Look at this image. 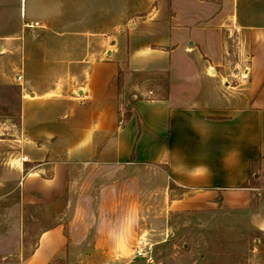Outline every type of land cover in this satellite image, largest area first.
I'll use <instances>...</instances> for the list:
<instances>
[{
    "label": "crops",
    "instance_id": "1",
    "mask_svg": "<svg viewBox=\"0 0 264 264\" xmlns=\"http://www.w3.org/2000/svg\"><path fill=\"white\" fill-rule=\"evenodd\" d=\"M237 3L229 0L232 21ZM215 6V0H20L14 11L21 23L0 29V65L12 53L27 65L19 98L24 203L55 207L83 171L138 166L163 168L169 183L185 190L226 194L232 205L245 195L249 203L251 190L259 188L250 177L264 175V25L246 26L250 64L243 98L223 102L205 84L203 60L217 41L192 33L217 35L221 24L208 14ZM35 21L40 26L26 27ZM175 53L180 65L196 62L208 101H176L175 95L191 92L176 90L174 79L161 96L143 78L171 72ZM103 189L92 217L119 220L118 213L104 212ZM86 215L82 208L69 222L60 218L41 230L28 256L0 264L83 262L77 254L86 250L70 229H85Z\"/></svg>",
    "mask_w": 264,
    "mask_h": 264
},
{
    "label": "rangeland",
    "instance_id": "2",
    "mask_svg": "<svg viewBox=\"0 0 264 264\" xmlns=\"http://www.w3.org/2000/svg\"><path fill=\"white\" fill-rule=\"evenodd\" d=\"M12 1L0 0V29L5 24L16 26L22 21L21 14L14 11L20 0L11 4ZM215 2L214 11L208 14L213 13L214 23L221 24L217 35L210 29L191 32L206 41H217L208 46L203 60L205 84L213 91L212 96L223 102L240 103L248 84L250 64L246 26L264 25V0H238L235 21L229 19V0ZM188 4L192 5L190 1ZM244 21L251 24H242ZM177 54L173 55L171 72H152L143 78L151 86L156 85L161 96L168 93L174 79L176 90L191 92L187 98L175 95L176 101L197 97L208 101L200 93L203 82L200 68L196 62L183 61L180 65ZM12 55L0 65V262L17 263L28 256L42 229L60 218L69 222L83 208L89 218L84 223L85 229L76 226L70 229L72 239L86 250L77 254L76 261L83 259L78 264H264V175L261 174L250 177L249 184L259 188L251 190L247 205L245 195L237 196L238 204L232 205L228 202L231 196L185 190L169 183L163 168L144 166L83 171L55 207L24 203L19 98L24 92L25 78L22 83L16 79L13 67H22L25 77L27 65L24 69L23 61H19L16 53ZM100 187H104L107 201L104 212L118 213L119 220L110 215L108 220L97 222L92 217L100 209L94 201ZM86 197L90 198L87 202ZM114 200L116 204L111 205ZM98 242L106 245L98 246ZM145 242L152 248V262L137 255V246Z\"/></svg>",
    "mask_w": 264,
    "mask_h": 264
},
{
    "label": "built area",
    "instance_id": "3",
    "mask_svg": "<svg viewBox=\"0 0 264 264\" xmlns=\"http://www.w3.org/2000/svg\"><path fill=\"white\" fill-rule=\"evenodd\" d=\"M26 27H38L40 26L38 21L32 22V23H27L25 24ZM13 71L15 73V77L16 79H18L21 83L24 80V73H23V68L16 65L13 67ZM151 246H149V244L147 242H145L144 244H139L137 246V255L140 257L145 258V260L152 262V257H151Z\"/></svg>",
    "mask_w": 264,
    "mask_h": 264
},
{
    "label": "water",
    "instance_id": "4",
    "mask_svg": "<svg viewBox=\"0 0 264 264\" xmlns=\"http://www.w3.org/2000/svg\"><path fill=\"white\" fill-rule=\"evenodd\" d=\"M2 49V47L0 46V50ZM110 53V52H109Z\"/></svg>",
    "mask_w": 264,
    "mask_h": 264
}]
</instances>
